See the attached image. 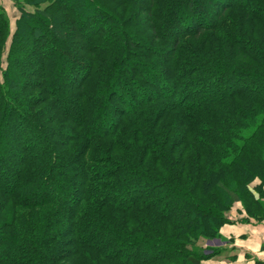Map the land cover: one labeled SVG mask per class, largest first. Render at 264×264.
<instances>
[{
    "label": "trees",
    "instance_id": "1",
    "mask_svg": "<svg viewBox=\"0 0 264 264\" xmlns=\"http://www.w3.org/2000/svg\"><path fill=\"white\" fill-rule=\"evenodd\" d=\"M10 2L0 264H202L264 220V0Z\"/></svg>",
    "mask_w": 264,
    "mask_h": 264
},
{
    "label": "crops",
    "instance_id": "2",
    "mask_svg": "<svg viewBox=\"0 0 264 264\" xmlns=\"http://www.w3.org/2000/svg\"><path fill=\"white\" fill-rule=\"evenodd\" d=\"M3 4L8 5L6 8L13 6L10 0ZM238 208L234 206L235 211ZM236 214V218H231L233 223L223 224L220 229L221 251L202 264H264V221H243V214ZM233 255L235 259H231Z\"/></svg>",
    "mask_w": 264,
    "mask_h": 264
},
{
    "label": "rangeland",
    "instance_id": "3",
    "mask_svg": "<svg viewBox=\"0 0 264 264\" xmlns=\"http://www.w3.org/2000/svg\"><path fill=\"white\" fill-rule=\"evenodd\" d=\"M3 2L5 3V0H3ZM8 6L7 4H4V7L6 9V12H7V15L8 17L10 18L11 20V25H12V22L15 20V16L17 14L16 12V9L11 6V8L7 7ZM29 10L33 9V7H27ZM13 26V25H12ZM232 212H230V215H229V218H236L237 216V211L234 210V207L232 208L231 210ZM264 221V220H263ZM220 238V234L218 235V237L216 238H213V239H208V240H201L198 242V244H201L203 247H206L208 249V251L211 253L212 251H221V246H223L221 243H218L220 240H218Z\"/></svg>",
    "mask_w": 264,
    "mask_h": 264
}]
</instances>
